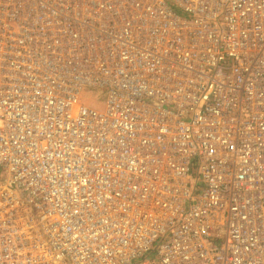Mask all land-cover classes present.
<instances>
[{
    "label": "built area",
    "instance_id": "built-area-1",
    "mask_svg": "<svg viewBox=\"0 0 264 264\" xmlns=\"http://www.w3.org/2000/svg\"><path fill=\"white\" fill-rule=\"evenodd\" d=\"M0 264H264V0H0Z\"/></svg>",
    "mask_w": 264,
    "mask_h": 264
},
{
    "label": "rangeland",
    "instance_id": "rangeland-1",
    "mask_svg": "<svg viewBox=\"0 0 264 264\" xmlns=\"http://www.w3.org/2000/svg\"><path fill=\"white\" fill-rule=\"evenodd\" d=\"M82 98L85 99V101H88L89 104L95 106L97 109L102 110L104 107L103 102L105 101V91H104V95L103 94L99 95L97 90L94 91L86 90Z\"/></svg>",
    "mask_w": 264,
    "mask_h": 264
}]
</instances>
